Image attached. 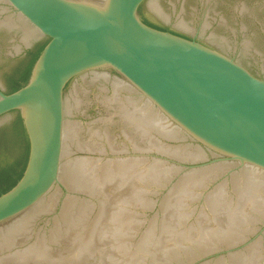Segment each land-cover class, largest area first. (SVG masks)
<instances>
[{"label": "water", "instance_id": "water-1", "mask_svg": "<svg viewBox=\"0 0 264 264\" xmlns=\"http://www.w3.org/2000/svg\"><path fill=\"white\" fill-rule=\"evenodd\" d=\"M17 114L0 264H264V0H0Z\"/></svg>", "mask_w": 264, "mask_h": 264}, {"label": "trees", "instance_id": "trees-1", "mask_svg": "<svg viewBox=\"0 0 264 264\" xmlns=\"http://www.w3.org/2000/svg\"><path fill=\"white\" fill-rule=\"evenodd\" d=\"M140 18L144 24L164 30L148 23L142 16ZM46 43L47 40L35 44L16 63L11 73L6 77V94H11L26 85L33 65ZM27 156L28 141L21 119L17 114L10 123L0 128V195L8 192L19 181L25 169Z\"/></svg>", "mask_w": 264, "mask_h": 264}, {"label": "flooded vegetation", "instance_id": "flooded-vegetation-1", "mask_svg": "<svg viewBox=\"0 0 264 264\" xmlns=\"http://www.w3.org/2000/svg\"><path fill=\"white\" fill-rule=\"evenodd\" d=\"M146 21H147V20H146ZM147 22H148V21H147ZM148 23H149V22H148ZM150 24H151V23H150ZM152 25H153V24H152ZM154 26H155V25H154ZM156 27H157V26H156ZM33 47H34V46H33ZM33 47H32V48H33ZM32 48H30V49H32ZM30 49H28V50H30ZM28 50H26V51H28ZM26 51H25V52H26ZM24 55H25V53H24ZM24 55H23V56H24Z\"/></svg>", "mask_w": 264, "mask_h": 264}]
</instances>
